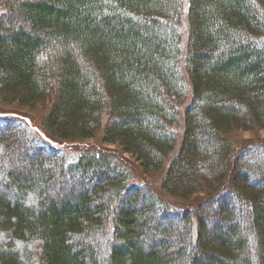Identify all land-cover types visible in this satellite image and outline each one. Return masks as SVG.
I'll use <instances>...</instances> for the list:
<instances>
[{
    "label": "trees",
    "instance_id": "trees-1",
    "mask_svg": "<svg viewBox=\"0 0 264 264\" xmlns=\"http://www.w3.org/2000/svg\"><path fill=\"white\" fill-rule=\"evenodd\" d=\"M0 103L197 198L0 119V264H264V0H0Z\"/></svg>",
    "mask_w": 264,
    "mask_h": 264
},
{
    "label": "rangeland",
    "instance_id": "rangeland-1",
    "mask_svg": "<svg viewBox=\"0 0 264 264\" xmlns=\"http://www.w3.org/2000/svg\"><path fill=\"white\" fill-rule=\"evenodd\" d=\"M183 49V46H182ZM188 88V97L183 104L184 108L187 106L189 100H190V88L189 84L187 86ZM19 110V111H18ZM18 111V112H17ZM28 111V112H27ZM45 116V110L42 109H36L33 111H29L26 108H17L13 105H5L0 103V119H18L24 121L27 125V128L29 130L28 137L31 139H34L37 136L35 135V128L39 127L38 124H43ZM182 119V116H181ZM180 119V127H179V134L182 132L183 125ZM29 126V127H28ZM49 139V138H48ZM229 141L231 142V145L233 146L234 150H239L242 145L249 141L254 142H261L264 143V132L258 131V130H252L247 132H237L233 133L228 136ZM51 143L57 144L56 146H60L63 151L66 149L68 151L77 153V152H101L109 154L114 161L121 162L123 166L128 170L129 173V183L130 184H139L143 186H147L152 190V192L159 196L161 199L166 201L167 204H169L172 207L176 208H187L192 207L196 201L197 198L194 197L190 200H179L175 198H171L164 194V192L160 188V179L164 172V169L162 171L153 172V173H143L139 167L138 162L135 161L133 157L130 155L122 153L119 147L116 145H105L102 144L99 140V138H94L92 140H85V141H79L72 144L64 145V144H58V142L54 140H50ZM66 149H63L65 148Z\"/></svg>",
    "mask_w": 264,
    "mask_h": 264
}]
</instances>
